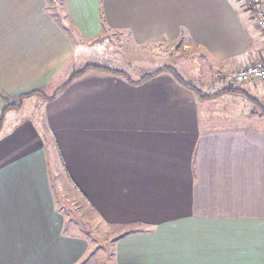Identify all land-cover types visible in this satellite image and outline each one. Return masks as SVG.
Here are the masks:
<instances>
[{
	"label": "crops",
	"instance_id": "0c3cea01",
	"mask_svg": "<svg viewBox=\"0 0 264 264\" xmlns=\"http://www.w3.org/2000/svg\"><path fill=\"white\" fill-rule=\"evenodd\" d=\"M120 35L153 68L85 59ZM256 60L241 0H0V264H264V79L222 80ZM53 145L120 229L105 259L56 204Z\"/></svg>",
	"mask_w": 264,
	"mask_h": 264
},
{
	"label": "rangeland",
	"instance_id": "374dc122",
	"mask_svg": "<svg viewBox=\"0 0 264 264\" xmlns=\"http://www.w3.org/2000/svg\"><path fill=\"white\" fill-rule=\"evenodd\" d=\"M120 38L122 43L120 42L119 45L116 46L117 48H121L120 50L114 49L113 51H110L107 48L104 50V47L98 50L91 48L90 52L85 56V59L93 64H102L118 70H123L131 77H139L153 68L154 65H151L152 62L148 61L147 55L143 56L146 50L143 51V54L131 51L129 48L130 45L126 42V39L121 35ZM164 53L174 54L175 49L174 47L169 48V50H164ZM190 55H192L191 49L186 48L179 49L173 57H190ZM108 61L113 62L108 63ZM132 67L136 70L133 74L131 73ZM229 85L232 87L235 83ZM52 151L53 153L49 162L52 176L50 178L51 185L56 198V204L64 217L68 219V229H70V231L72 230L74 233L80 232L85 234L90 243L91 253L97 254L105 259L112 247L111 239L120 233V229L115 225L105 223L98 216L97 211H95L83 199L82 195L72 184L65 166L62 163L61 157L59 153H57L54 145Z\"/></svg>",
	"mask_w": 264,
	"mask_h": 264
},
{
	"label": "built area",
	"instance_id": "2783aa9c",
	"mask_svg": "<svg viewBox=\"0 0 264 264\" xmlns=\"http://www.w3.org/2000/svg\"><path fill=\"white\" fill-rule=\"evenodd\" d=\"M245 7L253 14L264 39V0H241ZM264 79V60H256L246 66L227 71L222 74L225 84L243 83Z\"/></svg>",
	"mask_w": 264,
	"mask_h": 264
},
{
	"label": "trees",
	"instance_id": "16d2710c",
	"mask_svg": "<svg viewBox=\"0 0 264 264\" xmlns=\"http://www.w3.org/2000/svg\"><path fill=\"white\" fill-rule=\"evenodd\" d=\"M171 73H172V71H171ZM176 78H178V76L176 75V73H172ZM152 74H150V76H151ZM149 75H146V76H144V78H147ZM178 80H180L179 78H178ZM31 93H33V91H30V92H28V93H24V94H22V95H19V99H21V98H23L24 96H27V95H29V94H31ZM9 106H13V105H8V106H5V107H3L1 110H0V127H1V125H2V119H3V115H4V111H5V109L6 108H8Z\"/></svg>",
	"mask_w": 264,
	"mask_h": 264
}]
</instances>
